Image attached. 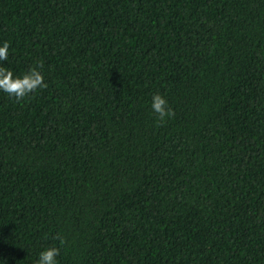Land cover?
Here are the masks:
<instances>
[{"label":"trees","instance_id":"16d2710c","mask_svg":"<svg viewBox=\"0 0 264 264\" xmlns=\"http://www.w3.org/2000/svg\"><path fill=\"white\" fill-rule=\"evenodd\" d=\"M3 41L47 87L0 91V264H264V0H0Z\"/></svg>","mask_w":264,"mask_h":264},{"label":"clouds","instance_id":"9594fccd","mask_svg":"<svg viewBox=\"0 0 264 264\" xmlns=\"http://www.w3.org/2000/svg\"><path fill=\"white\" fill-rule=\"evenodd\" d=\"M9 48L8 41L0 42V91L19 101L37 89L46 88L45 75L39 66L31 67L23 73H15L12 68L4 66V62L8 61ZM151 108L161 121L174 114L167 98L159 92L152 96ZM59 254V247L49 246L40 251L35 264H57Z\"/></svg>","mask_w":264,"mask_h":264}]
</instances>
